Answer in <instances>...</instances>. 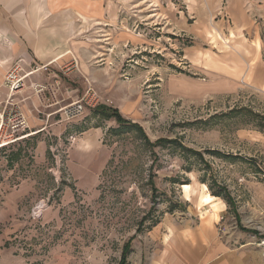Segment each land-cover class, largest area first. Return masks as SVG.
I'll return each mask as SVG.
<instances>
[{
  "label": "rangeland",
  "instance_id": "1",
  "mask_svg": "<svg viewBox=\"0 0 264 264\" xmlns=\"http://www.w3.org/2000/svg\"><path fill=\"white\" fill-rule=\"evenodd\" d=\"M49 1L59 4L43 11L51 20L20 44L33 66L46 45L55 57L34 69L40 77L26 80L0 122V207H17L7 240L18 264H119L126 243V264L147 245L161 258L168 243L176 259L177 233L163 228L153 245V223L207 219L226 264H264V87L252 78L264 69V0ZM36 85L46 89L36 94ZM79 101L82 114L66 120ZM97 106L117 110L150 143L177 140L202 163L114 134ZM44 110L51 130L13 143L27 115L46 120ZM17 114L26 125L15 131L8 120Z\"/></svg>",
  "mask_w": 264,
  "mask_h": 264
},
{
  "label": "crops",
  "instance_id": "2",
  "mask_svg": "<svg viewBox=\"0 0 264 264\" xmlns=\"http://www.w3.org/2000/svg\"><path fill=\"white\" fill-rule=\"evenodd\" d=\"M58 8L59 4L51 3L49 0H0L1 93L4 92L1 89L4 75L17 62L23 61L25 64L24 67L31 69L30 71H33L34 69L41 68L45 65V63H49L51 61L50 59L55 57L54 54L51 53V46L46 45L45 49L35 52L37 60L39 59L38 63L43 64H35L33 66V59L29 57L30 52H28L27 48L22 46L20 43H32L34 41L33 37L35 28L43 27L49 22L48 20H51L47 17H43V11L50 13L51 11L57 10ZM258 71L254 69L253 73H255V75L252 74V78H254V82L257 85L264 87V69H260V73L262 74H258ZM34 74L37 75L35 76ZM39 75L40 73L36 71L31 76H33V79H37L40 77ZM30 100L35 110L39 111V108L36 107L37 100L33 96L30 97ZM3 102H5L3 99L0 100V104ZM40 103L41 107L45 109L50 108L49 105L45 104L46 106H44V103ZM44 113L46 120H43V118L42 120L35 119L32 114L31 116L27 115L29 124L28 126H30L28 131H24L26 133L25 135H22L15 142H12L16 143L28 140L29 138L36 136L38 133H48L51 130L49 119L53 115L48 113L46 110H44L43 114ZM24 136L28 137L22 138ZM13 143H10L9 145ZM69 167L71 170H77L73 162L69 165ZM77 168L78 170H84L87 167H85L83 164ZM16 214L17 207L12 203L11 200L2 202L0 207V264L19 263V258L12 254L9 250L8 247L10 244L7 240L12 226H14L13 219ZM10 221L13 223H10ZM167 223L168 224L163 222V224H161L159 227L157 226L158 224L153 226V230L150 232L148 241H152V244L154 245L157 240H159V233L163 230V228L167 233L175 231L177 233V244L181 252L180 257L176 259L170 257L171 247L168 245V243L163 247L161 258H159L158 250H156V248H154L152 245H147L145 246V248L147 247V249H145L147 252L144 251V253H140L139 256L135 258V260L131 259L129 264H226L225 260H222L219 257L221 252H223V245L217 235L216 222L213 221V219H207L205 221L199 220L198 223L195 224L191 220H186L180 223L177 228H175L170 222ZM168 227L171 230H169ZM162 242L165 243V241Z\"/></svg>",
  "mask_w": 264,
  "mask_h": 264
},
{
  "label": "trees",
  "instance_id": "3",
  "mask_svg": "<svg viewBox=\"0 0 264 264\" xmlns=\"http://www.w3.org/2000/svg\"><path fill=\"white\" fill-rule=\"evenodd\" d=\"M94 113L96 115H99V116L103 117L104 119H107V120L113 119L115 121V123L117 124L118 127H117L116 130L114 129L115 132H117V133H114V134H121L124 131L133 132V133H135L137 135V137L140 139V141H142L143 144L145 146H147L148 148L152 149L154 147H161V148H166L167 147V148H170L171 150H174V151L180 150L183 154H186V155L190 154L192 156H195L202 163L203 159H202L201 154L183 147L177 140L159 139L155 143H150V141L148 140V138L146 137V135L144 134V132L142 131V129L139 126H137L135 124H132V123H129L115 109H108V108H106L104 106H97L94 109ZM217 154L220 155L219 153H217ZM149 180H150L149 184L151 186V191L155 193L156 189L154 187L153 179L149 178ZM209 189H210L211 194L213 196L222 197L227 202L230 201V198L227 195H224L225 193H221L222 189H218V191H215V190L211 189L210 186H209ZM155 225H156V223H153L152 226H155ZM131 252L132 251H131V249L129 247V243H126L123 246V248H122V253H121L119 264H126L127 258H128L129 254Z\"/></svg>",
  "mask_w": 264,
  "mask_h": 264
},
{
  "label": "built area",
  "instance_id": "4",
  "mask_svg": "<svg viewBox=\"0 0 264 264\" xmlns=\"http://www.w3.org/2000/svg\"><path fill=\"white\" fill-rule=\"evenodd\" d=\"M41 69L46 70V67L43 66ZM38 70L33 71H25V69L22 66V61L17 62L9 71L6 72L3 79V87L6 90V100H5V109L2 111V114H0V122H3L5 111L7 109V106L13 107L14 104H12V99L19 94L24 89L26 80ZM36 90V94H40L43 92L46 88L43 85H36L34 87ZM11 101V102H9ZM83 105L82 103L76 102L72 105L68 106L66 110H64V116L66 120H72L77 117H79L83 112ZM7 112H12L11 109L8 108ZM11 115V114H8ZM11 124L12 130H18L25 128V119L21 114H17L13 117V119L8 120ZM3 124L0 125V130ZM34 214V211L32 212ZM263 247V253H264V243H262Z\"/></svg>",
  "mask_w": 264,
  "mask_h": 264
},
{
  "label": "bare ground",
  "instance_id": "5",
  "mask_svg": "<svg viewBox=\"0 0 264 264\" xmlns=\"http://www.w3.org/2000/svg\"><path fill=\"white\" fill-rule=\"evenodd\" d=\"M25 137H27V136H25ZM25 137H24V138H25ZM3 145H6V144L3 143V144L0 145V147L3 146ZM262 258H263V260H264V253L262 254Z\"/></svg>",
  "mask_w": 264,
  "mask_h": 264
}]
</instances>
